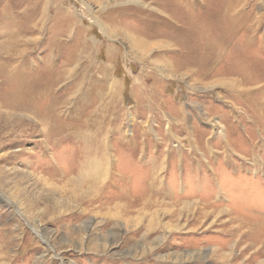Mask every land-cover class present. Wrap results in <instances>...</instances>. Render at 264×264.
I'll use <instances>...</instances> for the list:
<instances>
[{
	"label": "rangeland",
	"instance_id": "rangeland-1",
	"mask_svg": "<svg viewBox=\"0 0 264 264\" xmlns=\"http://www.w3.org/2000/svg\"><path fill=\"white\" fill-rule=\"evenodd\" d=\"M0 264H264V0H0Z\"/></svg>",
	"mask_w": 264,
	"mask_h": 264
},
{
	"label": "bare ground",
	"instance_id": "bare-ground-1",
	"mask_svg": "<svg viewBox=\"0 0 264 264\" xmlns=\"http://www.w3.org/2000/svg\"><path fill=\"white\" fill-rule=\"evenodd\" d=\"M13 84H14V86L16 85L17 89L13 93L12 98H13V100H15V102L17 104V108H20L19 111H17V112H19V115H17L18 113H16V119H17L18 117L22 118L23 117L22 114L29 111L28 104H30V101H31L30 98H32V96H34V93H32L33 95H30L29 93H31V92L28 90H27V92L24 91L22 85H21V88H19V85L15 84V79L13 80ZM15 123H17V125H18L20 122L15 121Z\"/></svg>",
	"mask_w": 264,
	"mask_h": 264
}]
</instances>
